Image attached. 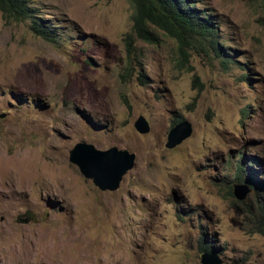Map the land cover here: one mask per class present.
<instances>
[{
    "label": "rangeland",
    "instance_id": "obj_1",
    "mask_svg": "<svg viewBox=\"0 0 264 264\" xmlns=\"http://www.w3.org/2000/svg\"><path fill=\"white\" fill-rule=\"evenodd\" d=\"M189 2L214 17L235 64L199 49L185 59L159 32L127 58L128 0H30L58 27L55 44L0 13V264H201V239L222 264H264L254 190L229 193L239 153L263 162L250 179L264 183L262 4ZM175 120L193 132L168 150ZM79 142L135 154L116 191L69 162Z\"/></svg>",
    "mask_w": 264,
    "mask_h": 264
},
{
    "label": "trees",
    "instance_id": "obj_2",
    "mask_svg": "<svg viewBox=\"0 0 264 264\" xmlns=\"http://www.w3.org/2000/svg\"><path fill=\"white\" fill-rule=\"evenodd\" d=\"M133 12L130 17L131 25L129 31L124 35V47L127 58H129L134 49L136 42H142L147 45L159 44V33L168 39L173 40L177 44V48L183 57H188L187 51L199 49L206 56L213 54L215 58H223L221 63L226 66L235 64L233 57L224 52L222 46L219 45L217 38V26L214 17L210 14L203 13L198 10L195 5L189 0H128ZM263 8V17L260 20V25L264 29V0H260ZM0 13L6 20L20 22L29 20L30 30L34 36L42 39L45 42L57 43L59 33L56 32V27L49 20L42 19L41 11L38 7H32L30 0H0ZM127 71H131L132 67L128 66ZM145 84L143 75H139ZM198 82L197 77L194 78V84ZM175 120L173 124L179 122ZM261 160L252 157H247L244 153H239L235 158L234 167L236 169L235 181L239 182L242 178V173H246L247 180L245 181L253 188L252 197L255 199V205L247 208L246 212L249 216L258 218L264 221V195L260 197L257 184L263 185L261 181L253 179L252 173L259 171ZM255 164L257 169H254ZM251 178V179H250ZM230 187V195H232ZM264 232V231H262ZM204 239L200 241L199 252L213 253L218 255V248L207 246Z\"/></svg>",
    "mask_w": 264,
    "mask_h": 264
},
{
    "label": "water",
    "instance_id": "obj_3",
    "mask_svg": "<svg viewBox=\"0 0 264 264\" xmlns=\"http://www.w3.org/2000/svg\"><path fill=\"white\" fill-rule=\"evenodd\" d=\"M2 117V115H1ZM133 127L141 135L147 134L150 127L146 119L139 116ZM192 125L187 120L174 124L168 131L165 148L172 150L192 135ZM68 160L80 174L100 191H116L126 174L135 165V154L127 150L111 147L98 150L95 146L85 142L76 143L69 151ZM250 193L248 186L233 184L232 195L237 201H243ZM201 264H222L217 254L204 252L200 257Z\"/></svg>",
    "mask_w": 264,
    "mask_h": 264
},
{
    "label": "clouds",
    "instance_id": "obj_4",
    "mask_svg": "<svg viewBox=\"0 0 264 264\" xmlns=\"http://www.w3.org/2000/svg\"><path fill=\"white\" fill-rule=\"evenodd\" d=\"M180 121H181V120H180ZM175 124H176V123H175ZM173 125H174V124H172V126H173ZM172 126H171V127H172ZM171 127H170V128H171ZM244 155H245V154H244ZM241 182H243V183H244L246 186H248V187H249V189H250V192H251V191H253V188H252V187H250V186H249V185H248L246 182H244V181H242V180H241V181H239L238 183H234V184H243V183H241ZM232 186H233V185H232ZM231 189H232V188H231ZM231 192H232V191H231ZM249 194H250V193H249ZM246 197H247V196H246ZM207 253H208V252H207Z\"/></svg>",
    "mask_w": 264,
    "mask_h": 264
}]
</instances>
